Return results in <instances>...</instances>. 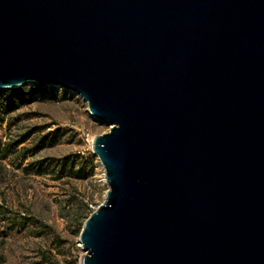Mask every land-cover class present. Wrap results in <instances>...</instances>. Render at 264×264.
Returning <instances> with one entry per match:
<instances>
[{
	"label": "water",
	"instance_id": "water-1",
	"mask_svg": "<svg viewBox=\"0 0 264 264\" xmlns=\"http://www.w3.org/2000/svg\"><path fill=\"white\" fill-rule=\"evenodd\" d=\"M29 83L109 127L80 264H264V0H0V90Z\"/></svg>",
	"mask_w": 264,
	"mask_h": 264
},
{
	"label": "rangeland",
	"instance_id": "rangeland-1",
	"mask_svg": "<svg viewBox=\"0 0 264 264\" xmlns=\"http://www.w3.org/2000/svg\"><path fill=\"white\" fill-rule=\"evenodd\" d=\"M23 86L32 88L33 83ZM41 86L1 113V142L28 135L0 160V264H80L81 222L102 203L108 188L103 168L91 153L92 137L108 132V125L93 120L77 94ZM52 131L55 135L47 145L27 151ZM68 156L92 164V170L86 165L84 178L67 173L59 177L52 169L35 172L30 165ZM22 218L28 221L25 226L10 224Z\"/></svg>",
	"mask_w": 264,
	"mask_h": 264
},
{
	"label": "trees",
	"instance_id": "trees-1",
	"mask_svg": "<svg viewBox=\"0 0 264 264\" xmlns=\"http://www.w3.org/2000/svg\"><path fill=\"white\" fill-rule=\"evenodd\" d=\"M41 85L39 84H33L32 88L31 87H26V86H20L15 89H6L3 92H0V122L4 119L3 115L1 113H6L8 111L3 112L4 110H9L12 107H15L16 105H20L23 103V101H26V99L30 96V94L34 90H39L41 89ZM56 132V131H55ZM28 134H19L18 138L11 140L10 142H1L0 139V160L5 159L7 155L15 149L18 144L27 137ZM55 135L54 131L43 135L42 137L40 136V139L38 140L37 144L32 147L31 149L27 150L32 152L33 150H37L41 145H47L49 143V140L51 136ZM46 140V141H45ZM25 150V149H24ZM22 151V155L24 156V151ZM30 164V163H29ZM28 164V165H29ZM31 168L35 172H44L48 171L50 169L56 171V173L60 176L63 175V173H67L71 177H78V178H84L88 171L86 172V165H89L88 169L89 172L92 170V164L85 163L84 161H78L75 160L73 157H65L63 159H49L46 161L38 160L35 162H32ZM27 170V168H25ZM85 207H87L85 205ZM90 212L83 218L80 227L82 226L84 220L88 217ZM28 223L25 218H22L20 221L17 219H12V224L13 226L15 225H21L25 226ZM81 230V229H79Z\"/></svg>",
	"mask_w": 264,
	"mask_h": 264
}]
</instances>
